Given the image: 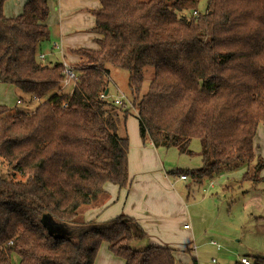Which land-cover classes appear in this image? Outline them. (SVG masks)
<instances>
[{"label": "trees", "instance_id": "16d2710c", "mask_svg": "<svg viewBox=\"0 0 264 264\" xmlns=\"http://www.w3.org/2000/svg\"><path fill=\"white\" fill-rule=\"evenodd\" d=\"M7 1L0 0V82L40 104L31 113L0 105V166L7 168L0 264L14 257L18 264H95L103 243L125 264H180L169 246L135 248L148 236L132 217L78 220L106 201L107 185L129 187L132 115L142 142L155 148L193 156L190 145L199 140L201 166L170 176L199 186L246 169L242 186L264 183V156L255 148L264 125V0H98L95 47L71 50L69 91L63 62L39 60L49 40V0H26L14 18L4 14ZM108 66L129 73L131 100L120 106ZM46 216L74 227L75 238L55 235ZM248 259L264 264V257Z\"/></svg>", "mask_w": 264, "mask_h": 264}, {"label": "crops", "instance_id": "0c3cea01", "mask_svg": "<svg viewBox=\"0 0 264 264\" xmlns=\"http://www.w3.org/2000/svg\"><path fill=\"white\" fill-rule=\"evenodd\" d=\"M25 3L26 0L5 2V16L17 17L22 13ZM100 7L98 0H49L50 14L46 22L49 40L42 44L40 55H44V60H39L47 63L66 60L71 63L76 61L71 50L94 48L97 35L92 33L95 27L93 11ZM67 88L70 89V85L65 90ZM127 132L130 140L129 187L121 190L117 186L107 185L106 201L98 207L85 210V220L105 222L121 214L132 217L147 233L149 245L169 246L177 250L180 264H194L193 259H188L187 253L195 252L192 257L197 258L195 238L199 231L194 228L195 208L189 200L191 194L195 195L199 189L193 184L184 183L188 180H181L180 177L181 183L171 179L168 173L179 168L168 165V149L155 148L150 141L142 142L136 116L128 118ZM209 187L212 189L214 185L211 183ZM186 225L189 228L185 229ZM99 262L125 264L123 259L109 251L105 243L100 247L95 264Z\"/></svg>", "mask_w": 264, "mask_h": 264}, {"label": "rangeland", "instance_id": "374dc122", "mask_svg": "<svg viewBox=\"0 0 264 264\" xmlns=\"http://www.w3.org/2000/svg\"><path fill=\"white\" fill-rule=\"evenodd\" d=\"M206 3V1L202 3L203 9ZM108 68L111 95L123 93L128 100H131L128 87L129 73L112 66ZM147 87L148 82L143 87V93ZM70 89L67 88L66 91ZM39 104L40 102L30 95L0 82V105L18 112L31 113ZM255 148L257 155L264 156L263 124L258 127ZM190 149L194 152L193 156L181 155L176 148L168 149L166 156L168 165L182 169L199 168L201 166L199 140H193ZM243 173V170H238L223 174L216 179L205 180L202 185L196 186L199 191L190 196L189 203L195 208L194 228L197 232L199 231L195 238L198 264H213V259L218 264H235L243 256L264 257V183L255 188L256 190H252L251 185L247 183L242 186L240 181ZM6 174L7 168L0 166V175ZM261 174L264 176V171ZM171 179L182 182L179 177L171 176ZM184 183L189 184V180ZM211 183L214 185L212 189L209 187ZM84 214L85 211H81L78 220H85ZM44 223L57 236L71 239L76 236V231L70 224L56 222L48 216L44 217ZM211 241L218 244L220 248L217 249L211 245ZM148 245L149 241L143 240L137 242L135 248L142 249ZM192 254L195 255V252L187 253L190 261L193 259ZM13 263L18 264L16 257L13 258Z\"/></svg>", "mask_w": 264, "mask_h": 264}, {"label": "built area", "instance_id": "2783aa9c", "mask_svg": "<svg viewBox=\"0 0 264 264\" xmlns=\"http://www.w3.org/2000/svg\"><path fill=\"white\" fill-rule=\"evenodd\" d=\"M194 14H197V13L194 12ZM39 59L44 60V55H39ZM62 62H63V66H64V76H65L62 88L65 89L68 85L73 84V81L76 79V73H75V68L71 65V63H69L66 60H64ZM102 97H105V96L102 95ZM126 100H127V97L123 93L117 95L114 98V102L118 106L122 105L123 101H126ZM180 179L186 180V177L180 176ZM184 228L187 229V228H189V226L186 225ZM211 245L216 246L217 248H220V246L213 241H211ZM240 262L242 264H249L250 260L246 257H243L240 259ZM213 263H217V262L215 260H213Z\"/></svg>", "mask_w": 264, "mask_h": 264}, {"label": "water", "instance_id": "95a60500", "mask_svg": "<svg viewBox=\"0 0 264 264\" xmlns=\"http://www.w3.org/2000/svg\"><path fill=\"white\" fill-rule=\"evenodd\" d=\"M108 92V91H107Z\"/></svg>", "mask_w": 264, "mask_h": 264}]
</instances>
